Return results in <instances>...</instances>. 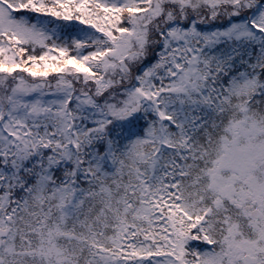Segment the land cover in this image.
Returning <instances> with one entry per match:
<instances>
[{
  "label": "snow or ice",
  "instance_id": "obj_1",
  "mask_svg": "<svg viewBox=\"0 0 264 264\" xmlns=\"http://www.w3.org/2000/svg\"><path fill=\"white\" fill-rule=\"evenodd\" d=\"M0 264H264V0H0Z\"/></svg>",
  "mask_w": 264,
  "mask_h": 264
}]
</instances>
